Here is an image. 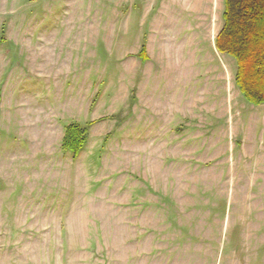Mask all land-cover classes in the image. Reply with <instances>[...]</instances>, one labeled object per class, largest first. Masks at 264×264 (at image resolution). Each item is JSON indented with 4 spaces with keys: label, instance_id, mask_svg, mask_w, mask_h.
Segmentation results:
<instances>
[{
    "label": "rangeland",
    "instance_id": "1",
    "mask_svg": "<svg viewBox=\"0 0 264 264\" xmlns=\"http://www.w3.org/2000/svg\"><path fill=\"white\" fill-rule=\"evenodd\" d=\"M222 12L0 0V264H264V104Z\"/></svg>",
    "mask_w": 264,
    "mask_h": 264
},
{
    "label": "trees",
    "instance_id": "2",
    "mask_svg": "<svg viewBox=\"0 0 264 264\" xmlns=\"http://www.w3.org/2000/svg\"><path fill=\"white\" fill-rule=\"evenodd\" d=\"M222 27L214 40L219 54L236 64L234 83L244 100L264 104V0H223ZM138 57L147 61L145 46ZM86 128H65L63 149L77 155L85 143Z\"/></svg>",
    "mask_w": 264,
    "mask_h": 264
},
{
    "label": "crops",
    "instance_id": "3",
    "mask_svg": "<svg viewBox=\"0 0 264 264\" xmlns=\"http://www.w3.org/2000/svg\"><path fill=\"white\" fill-rule=\"evenodd\" d=\"M223 1V0H222Z\"/></svg>",
    "mask_w": 264,
    "mask_h": 264
}]
</instances>
